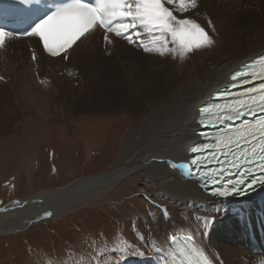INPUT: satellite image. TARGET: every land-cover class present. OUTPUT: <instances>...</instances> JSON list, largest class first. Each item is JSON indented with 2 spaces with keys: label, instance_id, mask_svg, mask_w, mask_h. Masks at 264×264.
<instances>
[{
  "label": "bare ground",
  "instance_id": "1",
  "mask_svg": "<svg viewBox=\"0 0 264 264\" xmlns=\"http://www.w3.org/2000/svg\"><path fill=\"white\" fill-rule=\"evenodd\" d=\"M166 6L172 8L179 19L190 18L204 27L222 50L221 55L204 57L200 49L202 53L198 51L194 60L180 67L179 63L185 58H180L179 49L177 54L176 50L166 52L153 42L156 34H148L140 28L130 29L126 34L131 35L130 41L125 36L117 37L96 26L57 57L47 55L36 36L5 39L0 47V94L1 105L6 107L16 110L33 103L42 105L43 110V105L49 107L53 102L61 114L64 108L71 113V105L83 104L87 100L82 88L85 83L93 88L123 79L138 84L139 89H147L144 91L146 99L150 100L157 94L162 101L139 116L137 125L141 134L138 130H130L124 151L110 171L77 179L65 187L44 189L0 208V236L57 220L85 205L97 204L110 195L115 185L135 174L140 180L153 181L155 188L160 186L163 191L170 190L171 194L166 196L172 200L171 203L186 208L185 216L179 211L178 214L171 211L169 222L161 216L154 219L150 215L144 216L143 220L150 223L157 224L158 221L153 248L158 250L159 257L138 264H172L167 248L174 235L179 233L193 236L216 264H264V201L217 199L200 191L191 181L177 178L178 173L172 172L167 164L168 159H189L188 148L198 141L197 131L200 128L195 123L198 106L226 85L234 69L264 53L262 43L243 47L234 43L239 41L235 39L247 33V36L255 34L263 38L264 14L261 12L264 0H197V7L186 13L179 12L177 4ZM254 12L262 18L252 23L256 24L255 29L244 33V27H236L238 24L246 26L247 19L251 17L259 19L252 16ZM227 43L232 46L225 47ZM167 48L175 49L176 46L168 43ZM200 58L203 60L197 62ZM58 91L63 92V96H59ZM93 93L91 91V95ZM17 111L24 124L28 117L42 122L50 114L48 110L35 113L27 108L24 112ZM13 117V111H2L0 127H7ZM31 157H34L33 154ZM27 159L30 162L31 158ZM137 189L152 199L147 190ZM195 211L217 215L218 222L209 232H204L192 219ZM248 218L251 221H247Z\"/></svg>",
  "mask_w": 264,
  "mask_h": 264
},
{
  "label": "rangeland",
  "instance_id": "2",
  "mask_svg": "<svg viewBox=\"0 0 264 264\" xmlns=\"http://www.w3.org/2000/svg\"><path fill=\"white\" fill-rule=\"evenodd\" d=\"M261 13L264 14V10ZM258 15V12H254L252 16ZM258 18L245 19L246 26L238 24L236 27H244V33H247V30L255 29L256 24H252L255 20H262L260 16ZM247 34L235 39L239 41L234 43L241 47L257 42L264 45V36L262 38ZM216 43L194 49L187 54L181 52L180 58L185 59L179 63L180 67L194 60L195 54L201 50L204 57L221 55L222 50ZM229 46L232 45H225ZM202 60L200 58L197 62ZM138 86L129 79L127 82L124 79L115 83L109 81L98 86L99 88H90L85 83L82 88L87 97L86 102L71 105V113L64 108L62 114L53 102L49 107L43 105V110L42 105L33 103L14 110L15 108L1 105L3 102L0 94V113L13 111L14 114L12 122L6 124L7 127H0V208L44 189L65 187L77 179L110 171L124 151L127 134L130 130L139 131V116L162 101L157 94L150 100L146 99L144 91L147 89H139ZM91 91L94 92L93 95ZM58 94L63 96L64 93L58 91ZM26 108L35 113L48 110L49 118L38 122L35 117H28L24 124L17 110L24 112ZM51 149L54 151L53 156L48 155ZM32 154L34 157H31ZM27 157L31 158V163ZM154 185L150 179L140 180L139 176L133 174L115 185L110 195L97 204L82 206L57 220L1 235L0 264H138L157 260L159 254L153 248V236L158 229V221L153 224L143 218L150 215L154 219L160 213L137 188H144L152 199L157 200L152 201L168 203L176 214L179 211L185 216L186 208L171 203L172 200L168 197L170 190L166 192L162 187L155 188ZM67 217L70 218L64 221ZM217 217L206 212L192 213L195 225L204 232H209L218 222ZM248 220L251 221L249 218Z\"/></svg>",
  "mask_w": 264,
  "mask_h": 264
},
{
  "label": "snow or ice",
  "instance_id": "3",
  "mask_svg": "<svg viewBox=\"0 0 264 264\" xmlns=\"http://www.w3.org/2000/svg\"><path fill=\"white\" fill-rule=\"evenodd\" d=\"M173 4L178 5L179 12L186 13L197 7V0H68L36 23L30 33L25 34L39 37L44 50L52 56H60L61 53L66 52L96 26H100L107 33H114L117 37L125 36L130 41L131 35H126L130 29H143L148 34H156L153 42L158 43L166 52L179 49L183 54H187L194 49L211 45L213 39L209 32L190 18L179 19L174 14V10L166 6ZM12 35L13 33L0 27V47L4 45L5 39ZM105 39H108L107 35ZM168 43L174 44L176 48H167ZM260 59L264 60V57ZM246 67H251V65H246ZM246 76L256 78L257 73L236 71L233 80ZM202 112L206 115L211 114V109L206 106ZM220 113L226 114L220 115ZM215 115L219 124L237 120L245 121L243 129L236 131V139L232 142L239 146L240 141L243 140V146L238 149L239 159L245 165L259 166V177L255 176L251 167L246 168L243 173L244 177H252V183L264 182V70L260 76L259 88L249 90L248 102L219 109ZM257 115L260 117L259 120L255 119ZM249 117L254 122H247ZM202 150L207 149L194 147L192 152ZM231 153L232 149L229 148L223 155L226 158ZM252 157H258V159L253 160ZM212 158L214 159L215 156L213 155ZM192 163L196 164L197 161L194 159ZM231 163L235 168L240 166L236 159H233ZM172 166L184 168L191 174V169L186 164H173ZM230 170L225 169L220 175ZM200 178L205 180L211 178L215 183V178L206 174H201ZM244 184L245 179H240L231 183L230 186L222 185L216 188L214 194L220 197L238 195L244 190L241 187ZM194 255V259L189 258V264H209L198 254Z\"/></svg>",
  "mask_w": 264,
  "mask_h": 264
},
{
  "label": "flooded vegetation",
  "instance_id": "4",
  "mask_svg": "<svg viewBox=\"0 0 264 264\" xmlns=\"http://www.w3.org/2000/svg\"><path fill=\"white\" fill-rule=\"evenodd\" d=\"M53 153H54V151L51 149V150L48 152V155H49V154H52V156H53Z\"/></svg>",
  "mask_w": 264,
  "mask_h": 264
}]
</instances>
